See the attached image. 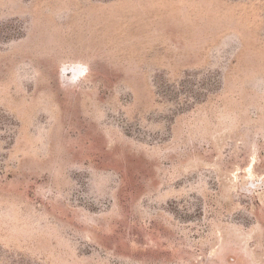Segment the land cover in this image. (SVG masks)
I'll list each match as a JSON object with an SVG mask.
<instances>
[{"label":"rangeland","instance_id":"374dc122","mask_svg":"<svg viewBox=\"0 0 264 264\" xmlns=\"http://www.w3.org/2000/svg\"><path fill=\"white\" fill-rule=\"evenodd\" d=\"M0 264H264V0H0Z\"/></svg>","mask_w":264,"mask_h":264}]
</instances>
